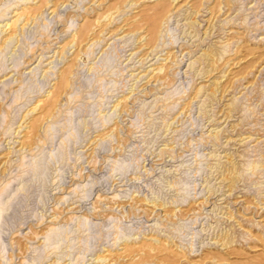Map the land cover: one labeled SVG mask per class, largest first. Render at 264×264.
<instances>
[{
	"label": "rangeland",
	"instance_id": "rangeland-1",
	"mask_svg": "<svg viewBox=\"0 0 264 264\" xmlns=\"http://www.w3.org/2000/svg\"><path fill=\"white\" fill-rule=\"evenodd\" d=\"M261 199L264 0H0V264H264Z\"/></svg>",
	"mask_w": 264,
	"mask_h": 264
},
{
	"label": "bare ground",
	"instance_id": "bare-ground-1",
	"mask_svg": "<svg viewBox=\"0 0 264 264\" xmlns=\"http://www.w3.org/2000/svg\"><path fill=\"white\" fill-rule=\"evenodd\" d=\"M246 1L248 2V0H246ZM249 2H250V1H249ZM164 8H165V7H163L162 5H160V6L158 7L159 12L163 11ZM157 12H158V11H157ZM167 55H168V54H167ZM207 121H208V120H207ZM238 130H239V129H238ZM233 175H235V174H233ZM231 177H232V176H231ZM234 182H236V181H235V177L232 178V181H231L232 184H231V187L229 188L230 191H231V189L234 188V186H235V185H234ZM229 185H230V184H229ZM236 187H237V186H236ZM234 189H235V188H234ZM234 189H233V190H234ZM230 191H229V192H230ZM261 200L263 201V205H264V199H261ZM248 207H249V206H248ZM251 211H252V210H251ZM263 212H264V210H263L260 214H261V215L264 214ZM256 213H257V211H256ZM261 215H260V216H261Z\"/></svg>",
	"mask_w": 264,
	"mask_h": 264
}]
</instances>
